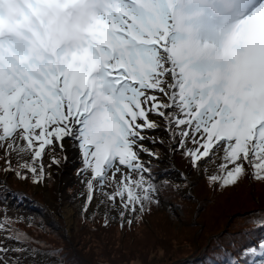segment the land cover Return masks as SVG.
I'll return each mask as SVG.
<instances>
[{
    "label": "snow or ice",
    "instance_id": "6c2138e0",
    "mask_svg": "<svg viewBox=\"0 0 264 264\" xmlns=\"http://www.w3.org/2000/svg\"><path fill=\"white\" fill-rule=\"evenodd\" d=\"M161 127L165 151L192 168L220 160L211 186L264 181V0H0L5 176L42 184L67 161L57 153L70 140L86 176L84 211L111 188L103 195L131 226L159 203L151 167L165 141L148 133ZM9 195L22 194L0 179V199ZM23 219L0 209L3 264L9 251L37 252L4 246L28 241L13 227ZM258 248L243 250L260 257L245 264H264V238Z\"/></svg>",
    "mask_w": 264,
    "mask_h": 264
},
{
    "label": "trees",
    "instance_id": "16d2710c",
    "mask_svg": "<svg viewBox=\"0 0 264 264\" xmlns=\"http://www.w3.org/2000/svg\"><path fill=\"white\" fill-rule=\"evenodd\" d=\"M172 154L176 168L186 170L190 166L189 161L179 151H172ZM12 164L13 167L17 165L15 162ZM3 167L4 160L1 159L0 169ZM153 171L154 165L152 164L151 177L157 186L160 199L166 200L172 205L178 204L183 210L190 201L191 205L197 204V211L194 216L200 223L192 225V217L187 214L188 219L184 220L182 230H175L178 227L176 228V224H174V213L170 210L163 212L157 198L159 203L153 204L151 210L143 214L140 220L137 221L133 218V223L129 226L128 218H125L123 227H121L120 218L114 219L103 211L86 213L76 206L78 223L81 227L91 229V232L84 236L99 239L103 243V249H100V253H103L106 246L115 243L113 236L124 237L147 233V239L150 242L146 248L148 252L142 250L134 252L135 249L112 251L105 255L108 261H104L103 264H127L138 260L150 264H208L210 259L214 260L216 264H231L233 260L237 259L241 264H245L247 261L256 260V256L251 254L245 256L242 253L248 247H257L259 252V240L264 238V227L253 222L264 219V181L246 178L234 187L221 189L219 186L213 187L208 183L207 176L211 175L208 171L193 168L189 178L194 189L196 187L197 189L194 191L195 195L192 196V200H190L188 194L178 190V185L173 180L169 178L155 180ZM8 175L9 178L6 181L11 192L20 193L29 198L32 201V207L39 214H36L31 220L23 219L13 225L14 228L27 234L29 239L26 243L21 244L14 240H12L14 242L9 243L4 240V246L37 250L35 254H30L28 251L20 253L23 256L31 255L32 258H35L48 255L51 257V259H45L41 264H80V260L85 259L94 261L85 245L79 246L77 250L74 248L70 252L64 246L66 243L62 245L52 243L48 237L51 235L50 232L57 231L55 225L57 222L50 217L49 210L44 207L42 193L34 191L31 179H17L14 173H9L6 176ZM1 176H5L3 171H0ZM46 179L50 193L55 195L52 175ZM252 184L254 185L253 191L251 190ZM219 197L221 198L218 199ZM231 199L234 200L230 207L236 209L231 213L240 211L239 216L229 222L225 231L218 232L220 227L217 226L226 221L223 214L219 216V210H222L221 205H224V201L228 202ZM106 215L107 226L104 224ZM215 226L217 228L214 230L213 227ZM193 227L194 230H192ZM171 231H176L177 236H174ZM215 232L218 233L210 235ZM4 235L1 233L2 237ZM8 253L11 254L13 251ZM114 256L116 258H113ZM9 262L11 264L10 259ZM0 264L3 262L1 261Z\"/></svg>",
    "mask_w": 264,
    "mask_h": 264
},
{
    "label": "rangeland",
    "instance_id": "374dc122",
    "mask_svg": "<svg viewBox=\"0 0 264 264\" xmlns=\"http://www.w3.org/2000/svg\"><path fill=\"white\" fill-rule=\"evenodd\" d=\"M149 136L152 137H159L160 140L165 141V144L161 146L160 144H157L154 147V150H157L160 152V159L159 160H153L152 164L154 165V177L155 180H160L162 178H169L173 180L176 185H178V190L181 193H186L190 196V200H192V196L195 195L194 191L197 189H194L192 183L190 182V174L191 171L189 170V167L186 170H182L179 168H176L175 164L173 163V154L172 152H167L165 149L167 148L168 144V134L165 132L164 128H158L156 130L150 131L148 133ZM65 152L67 155V161L63 162L61 164L62 169H66V172H63L60 176L61 167L53 165L51 169H48V171L51 172L52 178H53V188L55 189L56 194L53 195L50 193L49 185L47 184V179L42 184H33L32 188H34V191H40L43 196V205L46 209L49 210L50 217L54 219L55 222H57L56 225V232L49 233L51 234L48 239L55 244L62 245L66 243L64 246L68 251H73L74 248L77 250L79 246L85 245L86 248H88L90 254L92 255L91 260H80V264H103V262L108 261L106 258V254L112 252V251H120V250H131L135 249L134 252L142 250L143 252H148L146 248L150 244L149 240L147 239V233H141L137 234L135 236H113L115 239V243H112L110 246H106L103 253H100V249H103L102 242L99 239H93L91 237H86L84 235L89 234L91 232V229H88L86 227H81V225L78 223L77 218V212H76V206H78L80 209L84 210L85 201L87 199V189L85 187V184L83 183L86 179L85 175H78L77 170L82 167L81 161H80V154L77 147L74 146V142L70 140H65ZM71 151V152H70ZM64 152V153H65ZM72 152H76V154L73 156L71 154ZM64 153H57L58 155L63 156ZM0 161L3 160V150L0 149ZM12 162L18 163L15 155H12L9 157ZM24 159H30V157H24ZM147 160L148 157H145ZM44 163L47 165L48 163V153L46 152L44 155ZM220 163V160L217 158L215 162H205L200 165V169L208 171L210 174H213L217 170V165ZM59 168L58 172L56 168ZM183 173V175H181ZM63 177V178H62ZM8 176H1L0 179H8ZM251 190H254V185H251ZM105 191H112L111 188H104L101 191H97L95 193L94 199L91 202V204L88 207L89 211H103L108 213L112 218L119 219V213L117 210L112 209L110 205L108 204L106 197L103 195V192ZM160 201V206L162 208V211L165 212L167 210H170L175 215V227L178 229L175 230H182L183 228V222L184 220L188 219L187 214L192 217V225H196L200 223L196 216H194L195 212L197 211V204L191 205L190 203L184 208H181L180 205L174 204L172 205L170 202H167L166 200H161L158 193H156V197ZM219 197L218 199H220ZM25 196L22 197V195H19L17 198L15 196L9 195L8 200L4 201L0 199V209H7V213L10 217L16 218L17 216L23 217L24 220L28 221L31 220L36 216V214H39L38 211L35 210V208H31L30 201ZM234 199H231L230 201L226 202L224 201V205H221L222 210H219V216L223 214L226 218V221L217 226L220 227L218 232H223L228 228L229 222H231L235 217L239 216L240 211H237L235 213H231L232 211H236L234 207H230L231 203ZM104 201V203H102ZM191 205V206H190ZM90 213V212H89ZM125 218H128L127 216ZM235 222V221H234ZM233 222V224H234ZM200 226H203V224H200ZM216 226L213 227L215 230L217 228ZM180 228V229H179ZM194 230V227L192 228ZM211 233L210 235H215L216 233ZM171 233L174 236H177L178 233L176 231H171ZM123 236V234H121ZM93 236V235H92ZM172 236V235H171ZM182 236V235H179ZM3 239L0 233V239ZM77 238V239H76ZM134 238V239H133ZM9 243L14 242L12 240H5ZM74 241V243H73ZM77 242V243H76ZM159 252V250H158ZM6 259H10L11 261L19 258L21 261V264H41L45 259L49 257L46 256H40L32 258L31 255L23 256L20 253L13 252L11 254H6ZM113 258H116L114 256ZM260 259V257L258 258ZM256 259V260H258ZM1 263V261H0ZM127 264H150L145 261H133L129 262Z\"/></svg>",
    "mask_w": 264,
    "mask_h": 264
},
{
    "label": "bare ground",
    "instance_id": "6f19581e",
    "mask_svg": "<svg viewBox=\"0 0 264 264\" xmlns=\"http://www.w3.org/2000/svg\"><path fill=\"white\" fill-rule=\"evenodd\" d=\"M67 152V151H66ZM66 152L64 153V155H66ZM71 152V151H70ZM71 154H73V156L76 154V152H72ZM61 167V165L59 166V168ZM59 168L57 167L56 169H57V172H58V170H59ZM61 170L62 171H60L61 173H60V176H63V175H61L63 172H66V169H62V167H61ZM63 178V177H62Z\"/></svg>",
    "mask_w": 264,
    "mask_h": 264
},
{
    "label": "water",
    "instance_id": "95a60500",
    "mask_svg": "<svg viewBox=\"0 0 264 264\" xmlns=\"http://www.w3.org/2000/svg\"><path fill=\"white\" fill-rule=\"evenodd\" d=\"M191 169H192V167L190 166L188 171H190Z\"/></svg>",
    "mask_w": 264,
    "mask_h": 264
}]
</instances>
